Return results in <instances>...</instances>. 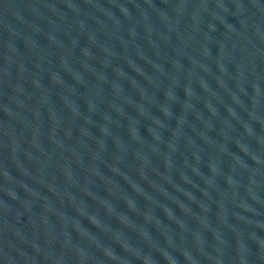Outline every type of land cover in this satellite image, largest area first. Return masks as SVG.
<instances>
[{"label": "water", "instance_id": "obj_1", "mask_svg": "<svg viewBox=\"0 0 264 264\" xmlns=\"http://www.w3.org/2000/svg\"><path fill=\"white\" fill-rule=\"evenodd\" d=\"M0 264H264V0H0Z\"/></svg>", "mask_w": 264, "mask_h": 264}]
</instances>
